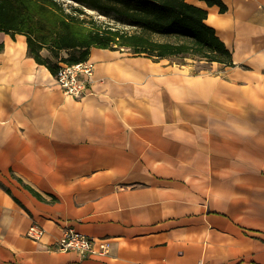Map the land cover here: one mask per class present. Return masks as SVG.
Returning <instances> with one entry per match:
<instances>
[{
    "label": "crops",
    "instance_id": "obj_1",
    "mask_svg": "<svg viewBox=\"0 0 264 264\" xmlns=\"http://www.w3.org/2000/svg\"><path fill=\"white\" fill-rule=\"evenodd\" d=\"M188 1L232 53L222 74L92 48L78 99L0 33V264H264V0ZM64 226L109 254L54 249Z\"/></svg>",
    "mask_w": 264,
    "mask_h": 264
},
{
    "label": "trees",
    "instance_id": "obj_2",
    "mask_svg": "<svg viewBox=\"0 0 264 264\" xmlns=\"http://www.w3.org/2000/svg\"><path fill=\"white\" fill-rule=\"evenodd\" d=\"M73 1L95 11L120 15L139 26L140 32L90 27L81 19V9L68 13L56 0H0V33L25 35L29 55L55 77L62 64L88 61L92 48L123 49L154 60L193 57L227 68L234 66L231 51L206 23L208 11L188 0ZM199 1L218 6L221 13L227 10L221 0ZM154 37L169 40L157 41ZM44 49L53 59L41 55Z\"/></svg>",
    "mask_w": 264,
    "mask_h": 264
},
{
    "label": "built area",
    "instance_id": "obj_3",
    "mask_svg": "<svg viewBox=\"0 0 264 264\" xmlns=\"http://www.w3.org/2000/svg\"><path fill=\"white\" fill-rule=\"evenodd\" d=\"M94 72L95 65L90 60L73 66L62 64L56 81L65 95L80 99L88 93ZM44 234L45 230L36 224L32 225L28 231V236L34 240H40ZM54 249L61 252H74L82 259H88L93 256H107L110 245L107 240L95 239L80 233L72 226H64L62 236L54 245Z\"/></svg>",
    "mask_w": 264,
    "mask_h": 264
},
{
    "label": "rangeland",
    "instance_id": "obj_4",
    "mask_svg": "<svg viewBox=\"0 0 264 264\" xmlns=\"http://www.w3.org/2000/svg\"><path fill=\"white\" fill-rule=\"evenodd\" d=\"M66 9L68 13L74 12L75 9H81L83 14L80 16L81 19H84L86 24L90 27H103L105 29L119 30L124 33H136L140 32V27L130 24L128 20L123 18L120 15H117L113 12H99L87 7L82 6L81 4L73 0H56ZM157 41L166 42L169 40L167 37H154ZM125 51V50H124ZM170 61L179 64V63H190L193 65V72L195 73H209V74H222L226 71L227 67H224L217 63H209L204 59L199 58H181V57H172Z\"/></svg>",
    "mask_w": 264,
    "mask_h": 264
}]
</instances>
